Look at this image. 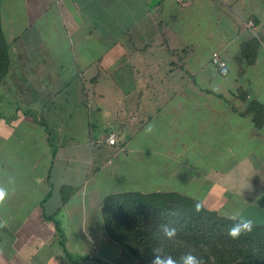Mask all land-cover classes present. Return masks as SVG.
<instances>
[{
    "label": "crops",
    "instance_id": "1",
    "mask_svg": "<svg viewBox=\"0 0 264 264\" xmlns=\"http://www.w3.org/2000/svg\"><path fill=\"white\" fill-rule=\"evenodd\" d=\"M0 25V182L16 180L0 264L138 262L107 233L115 194L174 192L226 217L249 204L244 175L264 177V109L251 110L264 108V0H1ZM67 89L89 104L61 101ZM220 189L236 200L218 204Z\"/></svg>",
    "mask_w": 264,
    "mask_h": 264
},
{
    "label": "trees",
    "instance_id": "2",
    "mask_svg": "<svg viewBox=\"0 0 264 264\" xmlns=\"http://www.w3.org/2000/svg\"><path fill=\"white\" fill-rule=\"evenodd\" d=\"M249 47L243 46L244 52ZM10 49L0 25V84L11 67ZM257 108L264 109L253 104L251 110ZM197 204L201 206L199 212ZM103 216L110 239L126 245L133 256L146 261L154 249L161 248L175 259L192 252L205 264H264V224L254 225L251 232L234 240L227 235L233 221L174 192L109 196L104 200ZM161 224L175 227L176 237L165 238L159 231Z\"/></svg>",
    "mask_w": 264,
    "mask_h": 264
},
{
    "label": "clouds",
    "instance_id": "3",
    "mask_svg": "<svg viewBox=\"0 0 264 264\" xmlns=\"http://www.w3.org/2000/svg\"><path fill=\"white\" fill-rule=\"evenodd\" d=\"M145 134H152L156 131L154 123H149L145 128ZM15 177L8 175L6 181L0 182V207L4 206L9 199L10 194L15 190ZM201 206L196 205V211L199 212ZM227 219L233 221L231 226L227 229V235L232 239H238L242 234L251 232L254 227V221L244 215L243 210L236 209L227 214ZM2 226V225H0ZM159 231L163 236L172 240L177 235V229L168 224L159 225ZM148 264H205L202 257L188 252L179 257L173 258L170 254H165L163 249L156 248L152 251Z\"/></svg>",
    "mask_w": 264,
    "mask_h": 264
},
{
    "label": "rangeland",
    "instance_id": "4",
    "mask_svg": "<svg viewBox=\"0 0 264 264\" xmlns=\"http://www.w3.org/2000/svg\"><path fill=\"white\" fill-rule=\"evenodd\" d=\"M7 89H9V88H7ZM67 90H68V94L62 93L61 101L64 102L65 101L64 97L67 96L66 97L67 100L65 102L69 103L70 105H73V107L77 108V110L79 109L77 106L78 102L81 101L84 103H88V101L86 99V95L83 92H82L83 94H80L79 89H67ZM90 97L93 98V95H90ZM80 98H83V99H80ZM212 167L214 169L216 168L214 165H212ZM235 175H236V173L228 174L227 179L229 177L230 178L234 177ZM244 176L247 178V180H244L242 182V184L241 183L236 184V186L241 184V189L237 194L238 196H241L239 198L242 200H246L249 203L243 209V213L245 216H247L248 218H251L254 221V225L264 224V182H257L256 181V179L259 176H262L263 181H264V177H263V175H256V174L252 175V174H248V173ZM230 178L228 180L226 179L227 180L226 182H224V183L222 182L221 186H223L225 184H230ZM226 191L227 190L220 189L219 195H216L218 197V201H216L218 204H220L226 200H229V199L230 200H229L228 204H231V202H234L236 200V199H234V197H230L231 195ZM213 192H215V190H213ZM211 202H213V201H211ZM211 202H210V205H208V206H211V208H213L214 211L217 210L218 212H220L218 209L219 205H211ZM239 205H240V207L236 206V209H242L243 202L241 203L239 201ZM214 206H216V207H214ZM230 206L231 205H229L227 207V210H229ZM138 259H139V261L134 263V264H148V261L140 259V258H138ZM117 260L121 262V258H118Z\"/></svg>",
    "mask_w": 264,
    "mask_h": 264
},
{
    "label": "built area",
    "instance_id": "5",
    "mask_svg": "<svg viewBox=\"0 0 264 264\" xmlns=\"http://www.w3.org/2000/svg\"><path fill=\"white\" fill-rule=\"evenodd\" d=\"M250 25H252V22L249 23ZM212 63L217 66L218 68L220 69H223L227 66V63L226 61H224L220 54L218 52H214L213 55H212ZM107 141L109 144H116V134L115 133H110L108 138H107Z\"/></svg>",
    "mask_w": 264,
    "mask_h": 264
}]
</instances>
